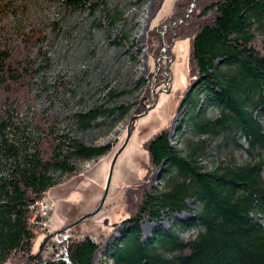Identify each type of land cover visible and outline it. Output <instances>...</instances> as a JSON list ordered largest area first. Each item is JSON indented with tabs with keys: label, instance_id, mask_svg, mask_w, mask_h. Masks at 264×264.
<instances>
[{
	"label": "trees",
	"instance_id": "obj_1",
	"mask_svg": "<svg viewBox=\"0 0 264 264\" xmlns=\"http://www.w3.org/2000/svg\"><path fill=\"white\" fill-rule=\"evenodd\" d=\"M80 2L64 0V5L74 8ZM192 2L193 13L181 22ZM175 8L168 22L176 23L168 36L189 39L188 76L198 81V91L204 92L209 105L220 111L214 120L189 116L190 131L199 136L217 132L223 138L232 136V142L239 134L246 148L234 144L246 159L226 157L207 170L195 161L193 151L182 157L170 147L167 129L154 134L143 145L146 166L167 167L169 177L160 191H145V176L126 187L131 205L123 223L128 229L120 246L106 248V253L114 264H264V124L257 120H264V0H179ZM44 41L43 29L33 26L20 32L18 43L0 46V153L5 159L0 164V264L14 255H20V264H91L101 244L87 236L70 238L68 263L34 256L28 214L53 187L51 171L72 174L71 159L95 158L105 149L57 136L56 118L49 114L34 116L32 148L11 144L6 137L18 128L15 115L34 101L40 68L47 69L45 54L32 56ZM161 73L158 81L167 79ZM101 114L96 108L76 119L87 122ZM189 200L199 204L192 221L199 231L193 240L184 241L159 221L187 212ZM144 220L158 225L146 242L139 228Z\"/></svg>",
	"mask_w": 264,
	"mask_h": 264
},
{
	"label": "rangeland",
	"instance_id": "obj_2",
	"mask_svg": "<svg viewBox=\"0 0 264 264\" xmlns=\"http://www.w3.org/2000/svg\"><path fill=\"white\" fill-rule=\"evenodd\" d=\"M178 1L81 0L71 8L64 0H0V46H13L20 32L39 26L45 41L33 49L32 56L43 53L48 59L47 69L40 68L35 79L34 101L15 115L13 122L18 128L7 132V140L32 148L36 139L34 116L49 114L56 118L57 136L66 135L88 148L105 149L95 158L71 159L72 174L50 172L53 187L28 214V227L35 236L34 256L67 259L70 238L87 236L101 244L91 264H114L106 248L119 247L128 229L123 223L131 205L126 187H134L145 176L143 189L160 191L169 177L167 167L147 168L143 150V145L164 129L170 147L182 157L193 151L195 161L207 170L226 157L246 159L234 144L246 148L239 134L232 142V136L223 138L217 132L199 136L190 131L189 116L200 114L204 120H214L220 111L209 105L204 92L198 91V81L188 76L189 39L168 36L176 23L168 21ZM193 8L192 2L181 22ZM160 71L167 79H156ZM96 108L103 111L99 117L87 122L76 119ZM257 120L264 124L263 119ZM1 163L5 159L0 153ZM36 204L50 210L46 218L40 216L41 208ZM186 207L183 214L161 217L159 225L190 241L199 231L192 223L199 204L189 200ZM139 226L142 242H146L158 225L144 220ZM54 233L58 234L44 243ZM46 243L47 249L42 251ZM19 256L4 264H20Z\"/></svg>",
	"mask_w": 264,
	"mask_h": 264
},
{
	"label": "water",
	"instance_id": "obj_3",
	"mask_svg": "<svg viewBox=\"0 0 264 264\" xmlns=\"http://www.w3.org/2000/svg\"><path fill=\"white\" fill-rule=\"evenodd\" d=\"M167 91H168V89H167ZM150 108V107H149ZM148 108V109H149ZM148 109L145 111V113L144 114H146V112L148 111ZM133 120V119H132ZM131 120V121H132ZM130 127H131V122H130V124H129V127H128V129H127V136H129V134H130ZM113 164L114 163H112V166L111 167H113ZM108 189V185H107V187H106V190ZM106 195V194H105ZM105 195H104V197H103V199L105 198ZM103 201V200H102ZM88 216H90V215H88ZM87 216V217H88ZM86 217H83V218H81L80 220H78V221H76L75 223H73L72 225H69V226H67L65 229H64V231H67V230H70L71 228H73V227H75L77 224H79L81 221H83L84 219H85ZM56 234H58V233H54V234H50V235H48L46 238H45V240H44V243L45 242H47L48 241V239H50L53 235H56ZM43 243V244H44Z\"/></svg>",
	"mask_w": 264,
	"mask_h": 264
},
{
	"label": "built area",
	"instance_id": "obj_4",
	"mask_svg": "<svg viewBox=\"0 0 264 264\" xmlns=\"http://www.w3.org/2000/svg\"><path fill=\"white\" fill-rule=\"evenodd\" d=\"M36 206H39L40 208H41V214H40V216L44 219V218H46L47 216H48V214H49V209L45 206H42V204H36ZM43 225H45L46 226V223L45 222H43ZM67 239V238H66ZM65 239V240H66ZM62 260L63 261H65V262H67V259H65V257H63L62 258Z\"/></svg>",
	"mask_w": 264,
	"mask_h": 264
}]
</instances>
